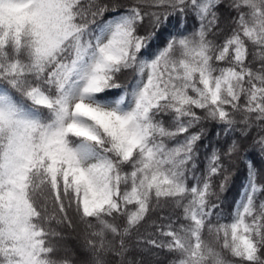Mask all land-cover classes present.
I'll list each match as a JSON object with an SVG mask.
<instances>
[{
	"label": "snow or ice",
	"instance_id": "1",
	"mask_svg": "<svg viewBox=\"0 0 264 264\" xmlns=\"http://www.w3.org/2000/svg\"><path fill=\"white\" fill-rule=\"evenodd\" d=\"M207 122L228 143L201 169ZM254 129L226 213L236 136ZM166 205L169 239L147 243L171 264H264V0H0V264H75L52 243L71 213L81 264H125V238Z\"/></svg>",
	"mask_w": 264,
	"mask_h": 264
},
{
	"label": "trees",
	"instance_id": "2",
	"mask_svg": "<svg viewBox=\"0 0 264 264\" xmlns=\"http://www.w3.org/2000/svg\"><path fill=\"white\" fill-rule=\"evenodd\" d=\"M122 3L128 4L131 3L132 0H121ZM105 14L104 18H107ZM227 13L225 12L221 18L220 24L221 27L227 29L228 20L226 19ZM178 17H170L169 23L165 28H169L172 25L177 23ZM99 22V21H98ZM195 21L191 16L188 17V20L184 27L188 30H191ZM141 34H143L144 29L140 30ZM164 32V29H162ZM212 38L211 36L209 37ZM159 44L163 46L164 37L160 36ZM155 47V44L153 45ZM250 54L254 51L253 46L249 45ZM255 67L259 66V61L255 62ZM135 79V72L133 70H127L122 72L119 76V82L122 85H129L131 81ZM206 135L201 142L200 153H201V163L200 168H204V158L205 155L211 151L213 146L219 147L221 149L227 146L228 141L225 140L223 136L217 135L220 129L213 122H207L206 125ZM195 131V129H192ZM256 135V130L247 138H240L238 135L236 138L242 145V151L233 157L232 163L230 165L231 171L233 175L231 177V181L229 186L225 192L220 194V201L222 207L225 209V212H230L235 204V202L240 198V193L242 189V185L244 183V173H245V164L243 162L244 155L247 153L249 156H253L255 159H259L258 156L255 155V146L252 144V140ZM180 139V138H178ZM175 141H169V145L174 144ZM220 177H213L214 184H218ZM214 199V198H213ZM178 214L173 213V210L170 205H166L163 207L156 208L155 211L149 214V217L146 218L147 222H142V225L139 226L138 230H133L131 235L125 238V244L128 248V251L125 253L124 261L125 264H171V262L175 259L174 254L169 253L164 248H158L154 245L147 243V241L155 240L157 243L167 242L168 237L160 235V227L169 223L167 217H171L175 219V216ZM72 216V226L69 227L67 225H56L53 224L52 227L60 233L59 236L53 238L52 243L56 246L57 252L55 255L56 259L61 258H71L75 261V264H81V262L86 258L84 251V235L85 228L82 222H80L78 216L75 213L70 214ZM118 223L123 225L124 221L121 218ZM180 223H186L182 220H177L173 225L174 227H178ZM211 239L210 237H207ZM112 264H120V258L115 256L108 257Z\"/></svg>",
	"mask_w": 264,
	"mask_h": 264
}]
</instances>
